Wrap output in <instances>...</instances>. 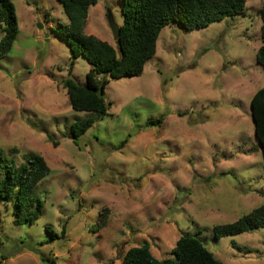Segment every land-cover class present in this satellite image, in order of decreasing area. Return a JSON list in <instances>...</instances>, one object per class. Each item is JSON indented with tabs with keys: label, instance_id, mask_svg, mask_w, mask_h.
Here are the masks:
<instances>
[{
	"label": "rangeland",
	"instance_id": "374dc122",
	"mask_svg": "<svg viewBox=\"0 0 264 264\" xmlns=\"http://www.w3.org/2000/svg\"><path fill=\"white\" fill-rule=\"evenodd\" d=\"M12 1L20 32L0 59V150L16 164L38 154L51 173L34 192L44 204L35 224L15 225L0 204L2 264H123L145 242L163 259L186 233L223 264H264V228L219 240L213 232L264 203L251 117L264 86L256 59L264 0H247L245 16L205 29L165 27L141 76L109 80V115L77 144L71 124L86 114L72 110L63 81L85 84L91 65L79 57L71 68L58 1ZM109 12L121 26V0H99L84 32L117 47ZM47 227L60 238L48 242Z\"/></svg>",
	"mask_w": 264,
	"mask_h": 264
},
{
	"label": "trees",
	"instance_id": "16d2710c",
	"mask_svg": "<svg viewBox=\"0 0 264 264\" xmlns=\"http://www.w3.org/2000/svg\"><path fill=\"white\" fill-rule=\"evenodd\" d=\"M68 19L58 32L70 46L74 60L84 57L91 65L86 83L78 84L65 79L71 108L85 113L71 124L70 136L77 144L98 120L109 115L111 104L104 98V90L110 79L141 76L146 64L156 55L157 43L162 30L177 24L187 32L205 29L208 26L246 15L247 0H121L123 24L120 38L114 47L94 35L85 34V26L92 6L99 0H56ZM261 18V46L257 51V63L264 68V7L258 12ZM20 32L15 5L12 0H0V59L9 54ZM105 78L101 89L100 85ZM251 117L254 133L264 157V86L251 99ZM150 119L148 126L162 123ZM127 141L122 142V149ZM57 146V142H53ZM49 163L38 154H29L21 164L10 162L0 150V204L13 211L15 225H33L43 214V201L34 194L39 183L49 176ZM107 220L103 212L102 227ZM264 228V203L232 223L215 225L214 238L219 240ZM50 235L48 242L60 236L46 228ZM65 231H63L62 234ZM64 236V235H62ZM2 264V259H0ZM123 264H223L193 235L183 234L172 251V256L159 259L151 251L148 242L131 247L123 257Z\"/></svg>",
	"mask_w": 264,
	"mask_h": 264
},
{
	"label": "water",
	"instance_id": "95a60500",
	"mask_svg": "<svg viewBox=\"0 0 264 264\" xmlns=\"http://www.w3.org/2000/svg\"><path fill=\"white\" fill-rule=\"evenodd\" d=\"M108 22H109L110 28L113 32L115 40L119 41L120 32H121L120 26L115 22L114 17L112 16V14L110 12L108 13ZM104 83H105V78L101 82V85H100L101 89L103 88Z\"/></svg>",
	"mask_w": 264,
	"mask_h": 264
}]
</instances>
